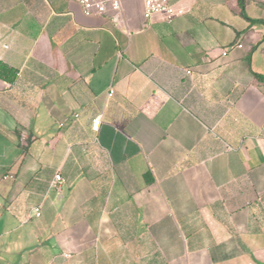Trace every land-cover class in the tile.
Segmentation results:
<instances>
[{
    "label": "crops",
    "instance_id": "1",
    "mask_svg": "<svg viewBox=\"0 0 264 264\" xmlns=\"http://www.w3.org/2000/svg\"><path fill=\"white\" fill-rule=\"evenodd\" d=\"M169 2L0 0V264H264V0Z\"/></svg>",
    "mask_w": 264,
    "mask_h": 264
},
{
    "label": "built area",
    "instance_id": "2",
    "mask_svg": "<svg viewBox=\"0 0 264 264\" xmlns=\"http://www.w3.org/2000/svg\"><path fill=\"white\" fill-rule=\"evenodd\" d=\"M70 1V0H69ZM77 2L83 14L88 17L90 15H109L112 23L120 25L123 22V12L121 8L120 0H71ZM143 5V18L144 20L151 19L154 16H162L167 21L172 20L174 17L182 15V10H176L170 4L169 0H142ZM242 47L238 45V48ZM190 75V71L186 72ZM101 117H96L92 121V130L97 131L100 124ZM12 178L11 175H7L4 179ZM63 183V179L59 173H56L51 182V187L60 190V185ZM34 215L40 216V208H34Z\"/></svg>",
    "mask_w": 264,
    "mask_h": 264
}]
</instances>
